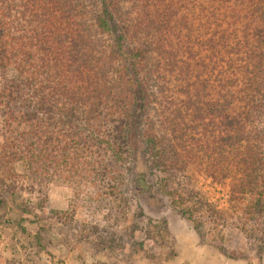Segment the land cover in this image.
<instances>
[{
    "label": "trees",
    "instance_id": "obj_1",
    "mask_svg": "<svg viewBox=\"0 0 264 264\" xmlns=\"http://www.w3.org/2000/svg\"><path fill=\"white\" fill-rule=\"evenodd\" d=\"M137 145L194 224L199 178L264 221V0H0V175L115 192Z\"/></svg>",
    "mask_w": 264,
    "mask_h": 264
},
{
    "label": "rangeland",
    "instance_id": "obj_2",
    "mask_svg": "<svg viewBox=\"0 0 264 264\" xmlns=\"http://www.w3.org/2000/svg\"><path fill=\"white\" fill-rule=\"evenodd\" d=\"M25 168L0 175V264H264V221L243 225L228 183L197 180L194 201L210 204V221L194 224L155 187L140 145L115 192L83 174Z\"/></svg>",
    "mask_w": 264,
    "mask_h": 264
},
{
    "label": "crops",
    "instance_id": "obj_3",
    "mask_svg": "<svg viewBox=\"0 0 264 264\" xmlns=\"http://www.w3.org/2000/svg\"><path fill=\"white\" fill-rule=\"evenodd\" d=\"M220 263H221V264H235L234 261H233V262L230 261V260H227V261H226V260H222V261H220V259H219V264H220Z\"/></svg>",
    "mask_w": 264,
    "mask_h": 264
}]
</instances>
